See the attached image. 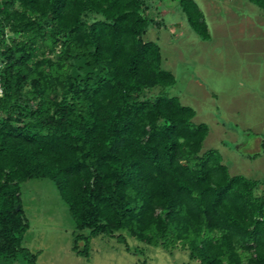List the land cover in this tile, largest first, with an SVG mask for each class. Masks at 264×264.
<instances>
[{"label":"trees","instance_id":"trees-1","mask_svg":"<svg viewBox=\"0 0 264 264\" xmlns=\"http://www.w3.org/2000/svg\"><path fill=\"white\" fill-rule=\"evenodd\" d=\"M156 1L0 0V264H37L21 242V183L35 176L88 229L75 238L123 230L198 264H264L262 180L202 149L207 124L163 91L175 75L144 37ZM179 5L208 39L198 3Z\"/></svg>","mask_w":264,"mask_h":264},{"label":"rangeland","instance_id":"rangeland-1","mask_svg":"<svg viewBox=\"0 0 264 264\" xmlns=\"http://www.w3.org/2000/svg\"><path fill=\"white\" fill-rule=\"evenodd\" d=\"M180 0H157L144 34L155 39L162 67L175 75L167 94L191 105L193 120L208 126L202 149L215 148L232 173L259 178L264 193V11L249 0H195L210 37L201 39L187 23ZM29 227L22 244L37 252V264H198L180 244L170 250L126 234L90 235L76 230L66 203L48 177L21 183ZM77 241L76 243L74 241ZM88 242L85 253L84 242ZM75 243V247H74Z\"/></svg>","mask_w":264,"mask_h":264},{"label":"crops","instance_id":"crops-1","mask_svg":"<svg viewBox=\"0 0 264 264\" xmlns=\"http://www.w3.org/2000/svg\"><path fill=\"white\" fill-rule=\"evenodd\" d=\"M182 14H183V12H182ZM184 16V15H183ZM203 40H207V39H203ZM259 142H261L262 141V139L261 140H258ZM262 143V142H261Z\"/></svg>","mask_w":264,"mask_h":264},{"label":"built area","instance_id":"built-area-1","mask_svg":"<svg viewBox=\"0 0 264 264\" xmlns=\"http://www.w3.org/2000/svg\"><path fill=\"white\" fill-rule=\"evenodd\" d=\"M263 216H264V211H263Z\"/></svg>","mask_w":264,"mask_h":264}]
</instances>
